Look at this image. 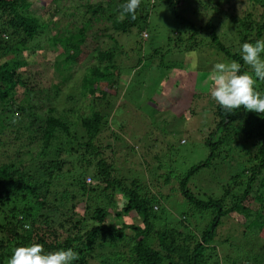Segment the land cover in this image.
<instances>
[{
	"label": "trees",
	"instance_id": "16d2710c",
	"mask_svg": "<svg viewBox=\"0 0 264 264\" xmlns=\"http://www.w3.org/2000/svg\"><path fill=\"white\" fill-rule=\"evenodd\" d=\"M62 1L0 0V264H7L15 248L35 243L43 245L45 253L73 249L79 254L73 264H212L220 246L214 245L215 239L228 219L237 217L245 234L264 235V114L246 112L243 107L226 114L216 104L214 128L203 139L209 157L179 182L181 195L195 213L177 218L174 224L171 215L158 213L163 196L150 190L156 186L134 173L147 165L138 161L127 167V177H115L126 167L108 161L98 145L105 142V132L124 142L113 123L120 129L126 124L125 119L116 123L114 118L127 113L129 100L121 97L115 112L112 98L118 95V87L125 88V64L140 72L147 60L160 56L151 47L146 51L140 38L157 2L168 4L180 23L177 42L189 43L187 50L193 52L200 43H207L229 61L239 62L243 73L250 69L241 58V45L264 39V0H141L136 19L128 17L123 22L117 16L126 0L87 2L93 17L79 29L75 24V30L67 27V34L51 28L47 19L62 12ZM239 2L246 6L243 12L230 6ZM50 4L57 7H44ZM96 21L110 25L89 33ZM109 32L135 35V47L126 50ZM106 36L111 46L101 42ZM50 47L60 51L58 58L63 60L55 63V69L61 73L71 70L85 50H92L97 63L85 69L80 87L89 113H81L80 107L60 110L63 81L52 84L54 96L37 99L44 92L39 82L44 76L22 71L30 65L24 54ZM256 90L264 95V81L257 80ZM70 113L76 121H71ZM128 143L135 157L137 146ZM107 147L114 149L112 144ZM213 166L221 176L224 169L229 173L222 194L214 197L207 192L200 199L188 187L189 181L202 168ZM66 167L72 180L63 185L60 180ZM163 179L170 183V176L163 174ZM59 186L65 189L60 192ZM117 191L128 202L115 210L111 204L118 199ZM251 202L257 203L258 210ZM83 203L85 214L79 215L76 210ZM112 217L120 223H111ZM130 217L136 222H127ZM208 218V224L200 226ZM25 224L30 227L26 229Z\"/></svg>",
	"mask_w": 264,
	"mask_h": 264
},
{
	"label": "rangeland",
	"instance_id": "374dc122",
	"mask_svg": "<svg viewBox=\"0 0 264 264\" xmlns=\"http://www.w3.org/2000/svg\"><path fill=\"white\" fill-rule=\"evenodd\" d=\"M32 1L40 3V0ZM75 1L63 0L59 6L65 7L61 8L62 12L55 13L54 16L49 14V17H47V19H50L51 28L56 29L58 33L67 34L68 29L75 30L85 25V22L93 17L89 12V5H94L101 0ZM79 2L81 3L80 6ZM230 6H236L239 12H243L246 7L242 2L236 5L230 4ZM44 7L51 9L57 6L56 4H50L49 6L44 5ZM64 13H68L70 16L65 17ZM72 13L73 16H71ZM56 23H58V26L55 28ZM72 24L77 27L72 28ZM93 24L95 27L91 28L89 33H93L92 31L99 29L101 25H110L104 21H96ZM67 27L69 28L67 29ZM180 28L181 25L175 20L172 8L164 2H157L154 9H152L147 31L142 33L140 38H143L146 51H150L151 47L158 50L160 56L158 60H147L148 63L143 64L140 72L129 70L130 67L125 64L123 71L125 74L123 77L125 78H122V84L126 89L117 85L118 95L112 98L113 103L116 104L115 112L119 108L118 104L121 97L125 99L128 97L129 100L127 113L124 111V114L120 117L115 116L114 118L116 123L125 119L126 130H122L126 124L120 125V127L123 126L120 129L113 123L116 133L121 135L124 142H116L110 136L111 134L105 132L102 135L106 137L105 142L98 144L100 153L108 161L126 167L121 169L118 174L115 172V177L122 178L120 176H123V174L127 177V167H132L138 161L147 165L141 170H134V173L140 177L146 176L150 186H156V189L150 190L152 193H156L157 196H163L159 206L161 210L158 213L161 216L171 215L170 223L173 224L177 221V218L195 213L191 204L180 193V180L192 167L206 162L210 154V150L203 139L214 128L216 102L210 96L211 83L204 84L203 82L207 79L215 63L229 62V59L225 56L206 46L207 43H205L206 45L200 43V47L194 52L187 50L189 43L180 44L176 40ZM224 30L225 28L222 29V32ZM110 34L112 35L113 32H109L108 35ZM113 35L128 51L136 45V43H133L136 41L135 35L128 36L122 33ZM182 36L185 38L184 35ZM92 41L94 43L95 39H92ZM101 42L104 46L113 44L108 36ZM58 48L60 49V47ZM60 50L62 51V49ZM59 52L55 47H50L47 51L36 54H33V51L25 52L24 55L30 65L23 68L22 71L43 74L44 80L41 79L39 82H41L40 88L44 92L42 91L37 99L54 96L55 91L51 89L52 84L63 81L65 86L61 97L58 99L60 110L66 111L70 108L79 109L80 107L81 113H89L90 111L85 109V100L80 94V87L85 69L97 63L93 53L90 55L92 50H85L77 64L71 70H64L63 73L55 69V63L63 60L58 58ZM35 59L37 62H33ZM171 66H174V68H171ZM62 77L69 78L64 80ZM53 78L56 80L54 81ZM21 91L24 90L21 89ZM86 103L89 102L86 101ZM70 118H72L71 113ZM71 121L74 122L76 119L72 118ZM128 142L133 146H137L138 151L135 152L138 153L135 157L128 148L130 145ZM108 144H112L114 149L108 148ZM127 158L128 161H126ZM128 162H130L129 165ZM160 165L164 170L161 169ZM69 169L68 167L65 168L63 178L60 180L63 185L71 183L72 178L68 176L70 174ZM215 169L217 168L214 166L211 169L202 168L189 181L188 187L192 188L200 199H203V194L207 192L211 193L209 196L214 197L222 194L223 182L227 179L229 173L224 169L221 176ZM163 174L166 175V178L170 176L169 184L167 182L165 184L166 180L163 179ZM92 184L96 185L97 182L94 180ZM64 189V186H59L58 191L61 192ZM117 194L119 195L118 199L111 204V207L115 210L124 207L128 202L126 198L120 195L119 191H117ZM250 205L258 210L256 202H251ZM76 211L79 215H84L85 204H78ZM204 219L203 222H200L202 227L208 224L209 221V218ZM111 221L114 224L120 223L113 217ZM126 221L136 222L131 217ZM137 221L139 222V220ZM139 223L141 224V222ZM244 231L245 228L239 227L237 217L235 220L228 219L225 225L219 228V236L216 237L214 243L215 246L220 245L218 255L213 258L211 263L264 264V235L253 232L245 234ZM220 237L227 240V242H221ZM95 263L97 264V262L93 264Z\"/></svg>",
	"mask_w": 264,
	"mask_h": 264
},
{
	"label": "clouds",
	"instance_id": "9594fccd",
	"mask_svg": "<svg viewBox=\"0 0 264 264\" xmlns=\"http://www.w3.org/2000/svg\"><path fill=\"white\" fill-rule=\"evenodd\" d=\"M140 5L141 0H126L120 5L117 20L123 22L128 17L135 20ZM240 55L250 71L241 73L242 66L235 60L218 62L203 83H211L210 96L224 113L232 114L243 107L246 112L264 114V95L256 90L257 80L264 81V39L244 42ZM78 259L79 254L71 248L45 253L43 245L35 243L15 248L7 264H73Z\"/></svg>",
	"mask_w": 264,
	"mask_h": 264
},
{
	"label": "built area",
	"instance_id": "2783aa9c",
	"mask_svg": "<svg viewBox=\"0 0 264 264\" xmlns=\"http://www.w3.org/2000/svg\"><path fill=\"white\" fill-rule=\"evenodd\" d=\"M88 181L90 182V179Z\"/></svg>",
	"mask_w": 264,
	"mask_h": 264
}]
</instances>
